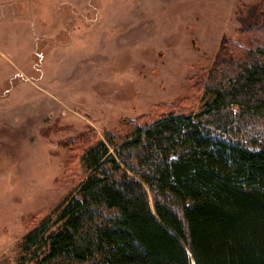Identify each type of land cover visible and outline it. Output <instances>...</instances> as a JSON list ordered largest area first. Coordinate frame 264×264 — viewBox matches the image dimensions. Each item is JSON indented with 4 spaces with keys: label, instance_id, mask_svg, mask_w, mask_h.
I'll return each mask as SVG.
<instances>
[{
    "label": "rangeland",
    "instance_id": "1",
    "mask_svg": "<svg viewBox=\"0 0 264 264\" xmlns=\"http://www.w3.org/2000/svg\"><path fill=\"white\" fill-rule=\"evenodd\" d=\"M263 5L0 0V264H35L25 237L49 217L46 234L58 228L90 148L113 154L135 122L199 112L222 42Z\"/></svg>",
    "mask_w": 264,
    "mask_h": 264
},
{
    "label": "trees",
    "instance_id": "2",
    "mask_svg": "<svg viewBox=\"0 0 264 264\" xmlns=\"http://www.w3.org/2000/svg\"><path fill=\"white\" fill-rule=\"evenodd\" d=\"M261 23L264 5L222 42L199 112L135 122L113 154L89 149L58 228L46 234L49 217L25 237L35 264H264Z\"/></svg>",
    "mask_w": 264,
    "mask_h": 264
}]
</instances>
